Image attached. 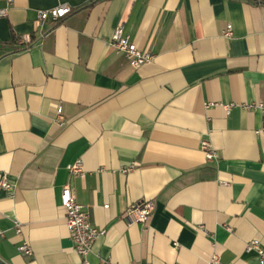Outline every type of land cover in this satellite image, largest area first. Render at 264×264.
Returning a JSON list of instances; mask_svg holds the SVG:
<instances>
[{"label":"crops","instance_id":"1","mask_svg":"<svg viewBox=\"0 0 264 264\" xmlns=\"http://www.w3.org/2000/svg\"><path fill=\"white\" fill-rule=\"evenodd\" d=\"M62 4L71 10L60 20L37 18ZM3 8L0 181L12 187L0 188L2 262L207 264L216 252L220 264H264L245 249L251 239L264 247V115L244 107L264 103V0H0ZM120 24L150 61L133 68L109 44ZM76 159L83 173L73 176ZM66 182L104 230L85 256L65 226ZM139 200L153 211L129 223L124 212Z\"/></svg>","mask_w":264,"mask_h":264},{"label":"built area","instance_id":"2","mask_svg":"<svg viewBox=\"0 0 264 264\" xmlns=\"http://www.w3.org/2000/svg\"><path fill=\"white\" fill-rule=\"evenodd\" d=\"M10 4L12 0H7ZM255 2H262L263 0H253ZM71 10V7L66 4L57 5L47 9H41L37 12V18L41 21L56 22L67 15ZM6 14V9H0V16ZM223 36L230 37L232 34L231 24H228L226 28L222 31ZM25 42H31L29 36H24L22 38ZM109 44L115 49L117 53L122 54L128 64L137 68L144 63L150 61L153 58V54L145 49L139 48L130 38L124 33L123 26L117 25L111 36L109 38ZM207 105H215V103L210 102ZM234 103H229L223 105L225 110L228 112L230 107ZM245 108L259 109L264 115V103L262 101L250 102L244 104ZM53 122L57 125H64L65 119L61 111V106L58 105L53 117ZM264 131V121L262 126L256 131ZM200 149L203 151L205 159L207 161H212L216 158V152L207 139H202L200 141ZM134 163L129 164L124 167L123 170L127 171L133 167ZM68 172L73 175H81L83 173L82 161L76 159L74 162L68 165ZM12 184L6 180L0 181V188L9 191ZM60 205L65 209V226L68 230L69 238L75 248L76 252L81 255H87L92 249L94 241L104 233V230L97 228L90 220L89 212L87 208L79 203L74 195L68 182H66L60 191ZM107 207V204H105ZM154 208V204L150 200H139L129 204L124 212V218L129 223H145ZM15 232L17 234L22 233L21 224L16 222ZM4 237V231L0 228V239ZM245 249L250 251L253 250L258 255L260 263L264 262V247L261 245L258 239H251L245 243ZM18 250L26 257L32 256V248L26 239H22L21 243L18 245ZM103 264H112L109 260L104 261ZM207 264H220L219 255L216 252H212Z\"/></svg>","mask_w":264,"mask_h":264},{"label":"water","instance_id":"3","mask_svg":"<svg viewBox=\"0 0 264 264\" xmlns=\"http://www.w3.org/2000/svg\"><path fill=\"white\" fill-rule=\"evenodd\" d=\"M0 264H5V263L0 260Z\"/></svg>","mask_w":264,"mask_h":264}]
</instances>
